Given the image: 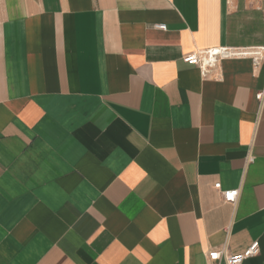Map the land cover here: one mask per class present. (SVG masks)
<instances>
[{
    "label": "crops",
    "instance_id": "crops-1",
    "mask_svg": "<svg viewBox=\"0 0 264 264\" xmlns=\"http://www.w3.org/2000/svg\"><path fill=\"white\" fill-rule=\"evenodd\" d=\"M215 46L264 0H0V264H264V61Z\"/></svg>",
    "mask_w": 264,
    "mask_h": 264
},
{
    "label": "built area",
    "instance_id": "built-area-1",
    "mask_svg": "<svg viewBox=\"0 0 264 264\" xmlns=\"http://www.w3.org/2000/svg\"><path fill=\"white\" fill-rule=\"evenodd\" d=\"M159 29H166L165 24L156 25ZM234 58H249L252 60L255 68H258L264 61V46H215L189 53L183 57V61L189 65L199 67L203 77H207L212 69L217 67L221 61ZM258 98L264 100V91L258 92ZM254 161V157L249 158V162ZM215 187L221 190L224 201L236 203L239 190H222L221 183H216ZM261 247L259 241H254L249 247L236 254L224 253L222 251H210L208 259L217 264L224 259L226 264H242L246 259L254 257L260 253Z\"/></svg>",
    "mask_w": 264,
    "mask_h": 264
}]
</instances>
